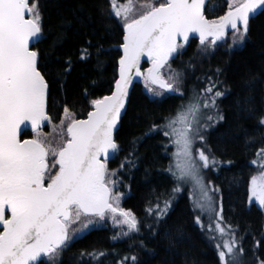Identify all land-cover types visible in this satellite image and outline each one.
Here are the masks:
<instances>
[{"label": "trees", "instance_id": "16d2710c", "mask_svg": "<svg viewBox=\"0 0 264 264\" xmlns=\"http://www.w3.org/2000/svg\"><path fill=\"white\" fill-rule=\"evenodd\" d=\"M225 1L210 0L205 15L222 16ZM38 7L42 35L36 49L49 85V114L57 120L67 107L85 117L92 101L109 94L117 79L122 18L115 16L111 0H38ZM171 66L180 73V93L152 99L137 83L116 135L120 150L108 165L116 173L122 205L137 215L138 231L124 235L118 227L93 228L68 243L56 261L39 264H222L192 191L169 171L175 169L176 148L174 138L165 135L167 118L197 97L210 99L201 96L210 81L223 95L216 98L217 125L204 150L217 168L203 170L218 190L220 223L242 238L250 264L264 261V206L250 200L251 180L264 172V154L258 155L264 150V10L249 22L242 47L213 48L194 38ZM165 201L167 212L160 215L157 205L163 209ZM93 252L104 255H81Z\"/></svg>", "mask_w": 264, "mask_h": 264}, {"label": "snow or ice", "instance_id": "6c2138e0", "mask_svg": "<svg viewBox=\"0 0 264 264\" xmlns=\"http://www.w3.org/2000/svg\"><path fill=\"white\" fill-rule=\"evenodd\" d=\"M111 3L115 16L124 21L125 32L115 90L110 96L92 101L94 111L88 113L86 120L76 119L65 107L69 138L56 149L38 131L42 122L50 120L46 112L49 85L38 67V52L29 47L31 40H39L42 35L38 0H0V264H33L42 254L54 259L73 239L75 232L70 234V229L82 216L103 219L106 213H118L129 231H138L134 215L119 207L122 194L113 192L115 182L108 179L116 173H109L106 163L119 147L113 131L125 108L133 74L143 75L146 82L161 90L179 92L180 73L172 71L167 78L162 75L170 58L182 48L177 42L179 37L187 41L189 34L195 32L199 33L201 45L209 37L215 45L230 28L234 41L243 42L250 16L264 8V0H233L225 15L209 20L204 14L206 0H164L158 6L148 0L141 5L144 11L139 17L132 18L133 0L119 7L115 0ZM145 55L151 61L146 74L140 71L141 57ZM214 88L210 81L201 93L210 99L197 97L182 106L175 117L167 118L165 125L169 129L165 135L174 138L177 148L173 154L175 170L170 166L169 171L178 182L191 180L200 189L201 196L196 201L200 211H214L209 192L216 189L207 188L199 173L217 161L202 149L194 155L193 143L197 137L204 139L198 135L201 109L215 108L216 98L223 95L214 92ZM149 91L161 94L151 87ZM26 122L36 136L21 140V125ZM64 122L61 121L62 126ZM50 153L54 157L51 167L58 165L55 175L50 172ZM261 154L264 150L258 153ZM253 197L264 206V173L251 180L250 200ZM168 206V201L163 209L157 205L160 215L167 212ZM221 213L222 209L215 213L219 218L216 231L229 239L217 244L219 258L222 264H238L244 249L231 226L227 230L221 226ZM196 219L199 223L200 217ZM90 223L91 220L83 227ZM81 255L98 258L104 253ZM131 259L136 260L134 256Z\"/></svg>", "mask_w": 264, "mask_h": 264}, {"label": "rangeland", "instance_id": "374dc122", "mask_svg": "<svg viewBox=\"0 0 264 264\" xmlns=\"http://www.w3.org/2000/svg\"><path fill=\"white\" fill-rule=\"evenodd\" d=\"M148 0H133V13H132V18H138L139 15L144 11V9L141 7V5L147 3ZM154 2L157 4L159 3H163L164 0H154ZM226 6L227 8L230 7V4L233 2V0H226ZM128 3V0H116V5L122 6ZM41 16V15H40ZM123 21V19H122ZM124 23V21H123ZM247 39V37H246ZM246 39L243 42H235L233 39V31L231 32V34L225 39V41L223 43H230L235 45L236 47H242L245 42ZM208 45H211V47H215L216 45H213L210 41L207 42ZM182 48L179 50L180 52H182L185 48V46L183 44ZM149 65L145 67V70H147L149 67H151V61H149L148 63ZM144 70V74H146V71ZM173 71L171 64H168L165 66V68L162 70V75L167 78L171 72ZM141 85L143 90L148 94V96L152 99H162L166 96H168V92H166L165 90H161L159 89L158 86L156 85H151L148 82L145 81L144 76L141 79ZM154 88L156 91L160 92V95H155L153 92L149 91V88ZM180 87V86H179ZM71 112V111H70ZM72 113V112H71ZM218 114V109L217 107L215 108H208V109H204V111H202V113L199 115V124H198V135H201L204 137L203 141H201L198 137L194 139V143H193V154L195 155L197 150H205L206 148V136L207 134L216 127L217 125V121H216V115ZM75 116V115H74ZM208 116H212L213 119L212 120H208L207 117ZM64 120V125H61V121ZM67 123L68 121L65 119V112L64 115L62 116L61 120L59 121H50L48 123V130H46V132L41 131L40 133L43 135V137L46 138V143L49 144L52 148H56L58 149L64 142H66V140L69 138L68 134H67ZM174 148H176V145H173ZM177 151V148L175 150V152ZM51 154V153H50ZM213 155L211 154V157ZM53 157V156H52ZM54 163V158L52 160V164ZM51 164V165H52ZM108 170H109V166L107 165ZM217 167L213 166L211 167V165L208 168H203V169H216ZM57 169V168H56ZM201 170L199 175L203 178V184L210 189H214L211 186V181H210V174L208 171H204ZM175 170V169H173ZM110 173V171H109ZM264 173V172H263ZM261 174V173H259ZM258 174L257 177H259L260 175ZM109 180L110 181H114L115 184L113 186V192L114 193H118L115 188L117 187V180L115 178V175H110L109 176ZM181 184L183 185H187L190 190L192 191L193 197H194V202L196 205V201L200 199L201 196V192L200 189L195 185V183L191 180H187V181H183L181 182ZM209 195L212 197V201H213V208L214 211L212 210H205V211H200L197 207V211L199 212L200 216L203 219V223L205 224L206 227V231L207 234L209 236V239L211 240V242L213 243L214 246L217 247V244H223L224 240L229 239V236H223L221 237V235L216 231V224L218 222V217L215 213H219L220 212V198L218 196V190L216 191H210ZM122 197L120 198L119 201V207L125 211H130L136 221H137V217L135 215V213L130 209V208H125L123 207L122 203H121ZM255 201L257 202V200L253 197L251 198V202ZM115 217V218H114ZM123 217L120 216L118 213L117 214H112V213H106L105 217L103 219H101L98 216H82L81 217V221L77 222L75 224L72 225V228L70 229V234L72 232H75V235L73 237V239H71L69 242L73 241L74 239L83 236L85 233H87L89 230L93 229V228H101V227H107V226H113V227H118L120 230H124L126 233H133L134 231H129L128 226L123 224ZM91 220V223L88 224L87 228L83 227V224L88 223V221ZM220 222V221H219ZM211 225V230L209 229V226ZM221 226L225 227L227 230V226H224L221 224ZM232 230V229H231ZM235 233V237L237 239V241L242 245L243 247V243L244 241L241 240L242 238L239 237L238 234H236L235 230H232ZM68 242V243H69ZM244 249V247H243ZM59 255V254H58ZM56 256L54 259H49V257H45L46 260H53L56 261L57 260ZM222 263V262H221ZM238 264H250L249 262V256H248V251H246L244 249L243 254L238 256Z\"/></svg>", "mask_w": 264, "mask_h": 264}, {"label": "water", "instance_id": "95a60500", "mask_svg": "<svg viewBox=\"0 0 264 264\" xmlns=\"http://www.w3.org/2000/svg\"><path fill=\"white\" fill-rule=\"evenodd\" d=\"M208 1L209 0H206V4L208 3ZM206 4H205V7H206ZM205 7H204V14H205ZM264 10V8H261V9H258L257 11H256V13H254V14H252L251 16H250V19H252L253 17H256V16H258L262 11ZM25 16H26V18H29V14L28 13H26L25 14ZM206 17V16H205ZM207 18V17H206ZM208 19V18H207ZM250 21V20H249ZM232 32V30L229 28L228 30H227V32H226V35H225V37L222 39V40H218L217 42H220V41H223L230 33ZM124 35H125V32H124ZM40 38H41V36H40ZM40 38H39V40H40ZM193 38H198L199 39V41H200V37H199V33H190L189 34V38H188V40L187 41H185L182 37H179L178 38V40H177V42L179 43V42H183L184 44H188L189 42H190V40H192ZM208 39H211L212 40V38L211 37H209ZM39 40H36V39H33V40H31L30 41V43H29V47L32 49V50H35V51H37L38 52V50L36 49V45H37V43L39 42ZM123 43H124V37H123ZM122 43V44H123ZM121 44V45H122ZM121 45H120V51H121V53H122V56H123V49H122V47H121ZM39 54V53H38ZM176 54H174V56H175ZM171 59V58H170ZM147 62H149V58L145 55V56H142L141 57V61H140V71L143 73V66H144V64L145 63H147ZM38 63H39V56H38ZM39 67V66H38ZM41 71V70H40ZM43 74V73H42ZM142 76L143 75H141V76H136L135 74H133V78H132V80H131V83L128 85V96H127V98H126V101H125V108L124 109H122V111H121V117H120V120L118 121V123H117V127L114 129V131H113V137H114V140H115V142H116V135H117V133H118V131H119V129H120V127H121V123H122V119H123V117H124V115L126 114V111H127V109H128V106H129V101H130V97H131V93H132V90L134 89V87H135V85L138 83V82H140L141 81V78H142ZM119 78V67H118V75H117V79ZM46 79V78H45ZM116 79V80H117ZM47 81V80H46ZM115 90V83H114V86H113V89H112V91L109 93V94H106L105 96H110L111 94H112V92ZM166 91V90H165ZM168 93H170V94H174L175 92H173V91H167ZM105 96H103V97H105ZM102 97V98H103ZM48 98H49V89H48V94H47V97H46V112H47V115L49 116V114H48V103H49V100H48ZM101 98V99H102ZM91 111H94V107H93V109H91L89 112H91ZM88 112V113H89ZM88 118V114H87V116L85 117V118H81V119H78V120H86ZM46 123H47V121H44V122H42V124H41V127H44L45 125H46ZM40 127V128H41ZM26 130H32V128H31V125H30V123H28V122H26L24 125H21V132H20V139H22V135H23V133L26 131ZM43 254L38 258V260L36 261V262H33V264H39V262L43 259Z\"/></svg>", "mask_w": 264, "mask_h": 264}, {"label": "flooded vegetation", "instance_id": "af4514ba", "mask_svg": "<svg viewBox=\"0 0 264 264\" xmlns=\"http://www.w3.org/2000/svg\"><path fill=\"white\" fill-rule=\"evenodd\" d=\"M225 9H226L225 12L229 10V8H227V6H226ZM68 109H69V108H68ZM64 110H65V108H64ZM64 110H63L62 114L59 116V118H58L57 120H54V118H53L52 116H50V120H51V121H55V122L61 120V118H62V116H63V113H64ZM69 111H71L72 114L75 115V118H80V117H79L76 113H74L72 110L69 109ZM51 118H52V119H51ZM49 122H50V121H49ZM46 130H48V125H46L43 129H39L38 131H39V132H41V131L46 132ZM35 136H36V133H35L33 130H26V131L24 132L23 136H22V140H24V139H33V138H35ZM118 144L120 145L119 142H118ZM53 158H54V157H52V155L50 154V155H49V158H48V162H49V165H50V172H51V174H52V175H55V172L58 171V165H57L55 168H52V167H51V164H52V160H53ZM56 168H57V169H56ZM130 209L133 211L132 208H130ZM133 212H134V211H133ZM134 213H135V212H134ZM8 215H10V213H8ZM135 215H136V213H135ZM136 216H137V215H136ZM2 230H3V227H2V225H0V231H2ZM42 260H46L45 257H44ZM42 260H41V261H42Z\"/></svg>", "mask_w": 264, "mask_h": 264}]
</instances>
